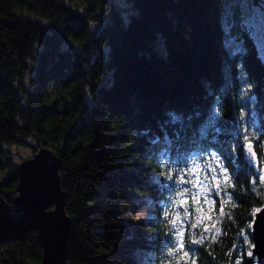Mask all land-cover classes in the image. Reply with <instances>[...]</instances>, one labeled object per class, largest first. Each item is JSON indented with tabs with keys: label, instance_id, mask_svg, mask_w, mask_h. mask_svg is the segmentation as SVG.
I'll use <instances>...</instances> for the list:
<instances>
[{
	"label": "trees",
	"instance_id": "1",
	"mask_svg": "<svg viewBox=\"0 0 264 264\" xmlns=\"http://www.w3.org/2000/svg\"><path fill=\"white\" fill-rule=\"evenodd\" d=\"M127 1L124 18L112 0H0V264L41 260L12 145L61 162L65 264L245 263L264 204V61L236 0ZM194 164L218 185L219 235L196 242L180 194Z\"/></svg>",
	"mask_w": 264,
	"mask_h": 264
},
{
	"label": "water",
	"instance_id": "2",
	"mask_svg": "<svg viewBox=\"0 0 264 264\" xmlns=\"http://www.w3.org/2000/svg\"><path fill=\"white\" fill-rule=\"evenodd\" d=\"M59 158L47 147H40L18 162V182L13 201L31 220L41 247L40 264H65L71 219L64 210L65 193L59 180ZM264 206L251 224V254L256 264H264ZM252 256L245 264H254Z\"/></svg>",
	"mask_w": 264,
	"mask_h": 264
},
{
	"label": "rangeland",
	"instance_id": "3",
	"mask_svg": "<svg viewBox=\"0 0 264 264\" xmlns=\"http://www.w3.org/2000/svg\"><path fill=\"white\" fill-rule=\"evenodd\" d=\"M112 1L117 6L120 14L125 18L131 10L129 2L127 0ZM255 1L256 0H236L237 12L234 19L240 22V27L248 32L259 57L264 61V0H259V4L257 5ZM158 42V48L161 49V42ZM28 141L33 143L31 139H28ZM10 150L16 165L20 160L31 156V149L27 146L12 145ZM160 151H162V149ZM194 166L195 170L192 169V172H188L187 187L184 191H181L180 194H186L184 203H188L192 196V202H190V209L192 211L191 233H195L198 228L201 229L196 236L198 239L195 237L193 239V242H196L199 240V235L202 236V238L209 235H212V238H216L219 235L216 234L219 228L217 225L218 217L215 216V213H217V203L214 202V198H212L211 194L217 187L214 176L206 177L207 175L200 166L197 164H194ZM212 173L215 174L216 171ZM179 207L180 211L174 214L173 217V222L176 224L174 229V242L177 246L183 244L180 233H183L185 223L189 222V218L187 217L189 211L184 210L185 204ZM205 226H207V230H205Z\"/></svg>",
	"mask_w": 264,
	"mask_h": 264
},
{
	"label": "snow or ice",
	"instance_id": "4",
	"mask_svg": "<svg viewBox=\"0 0 264 264\" xmlns=\"http://www.w3.org/2000/svg\"><path fill=\"white\" fill-rule=\"evenodd\" d=\"M260 180L264 181V175H261ZM217 187H218V185H217ZM182 203H184V202L182 201ZM262 211H264V209H262ZM205 230H207V226H205ZM180 235L182 236L183 233H180Z\"/></svg>",
	"mask_w": 264,
	"mask_h": 264
}]
</instances>
